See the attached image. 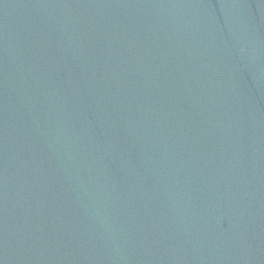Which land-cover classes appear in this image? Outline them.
Here are the masks:
<instances>
[{
	"label": "water",
	"instance_id": "95a60500",
	"mask_svg": "<svg viewBox=\"0 0 264 264\" xmlns=\"http://www.w3.org/2000/svg\"><path fill=\"white\" fill-rule=\"evenodd\" d=\"M0 264H264V0H0Z\"/></svg>",
	"mask_w": 264,
	"mask_h": 264
}]
</instances>
